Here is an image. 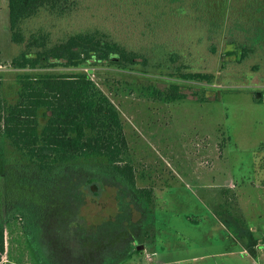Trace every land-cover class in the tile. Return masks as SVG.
Masks as SVG:
<instances>
[{
	"label": "rangeland",
	"instance_id": "1",
	"mask_svg": "<svg viewBox=\"0 0 264 264\" xmlns=\"http://www.w3.org/2000/svg\"><path fill=\"white\" fill-rule=\"evenodd\" d=\"M8 1L0 0V78L4 100L13 104L17 75L33 70L11 66L26 45L11 41ZM75 1L63 15L40 11L23 22L22 31L27 39L45 36L48 46L100 31L147 58L131 69L95 63L50 72L86 74L111 99L136 185L153 194L135 195L134 202L126 196L138 224L126 244L111 231L128 211L122 208L124 192L110 182H99V195L84 185V206L64 221L42 220L47 191L29 193L35 195L31 220L6 226L0 264H107L103 260L119 251L108 264H264V72L254 69L256 58L221 66L231 32L219 27L218 17L224 11L229 19L237 15L245 0ZM177 68L212 73L215 80H186ZM172 84L187 97L164 99L160 94ZM4 148L8 158L13 150Z\"/></svg>",
	"mask_w": 264,
	"mask_h": 264
},
{
	"label": "trees",
	"instance_id": "2",
	"mask_svg": "<svg viewBox=\"0 0 264 264\" xmlns=\"http://www.w3.org/2000/svg\"><path fill=\"white\" fill-rule=\"evenodd\" d=\"M75 5V0L8 1L11 41L26 45L24 51L13 57L11 66L33 71L17 75L19 91L13 104H6L0 78L3 144V149L0 148V263L5 251L6 226L19 220H31L33 194L40 188L47 191L44 196L49 204L43 206H48V211L43 208L42 220L58 217L64 221L67 213L71 217L74 208L75 214L80 213L85 203L82 187L87 183L93 195H99L100 181L117 186L124 192L122 208L125 206L124 212L129 213L119 216V224L111 231L117 242L126 244L138 225L132 222L126 196L130 195L134 202L135 195L151 198L153 194L152 190L136 185L134 167L125 158L128 140L119 111L111 99L86 74L50 72L55 68L95 63L131 69L139 63L146 65L147 58L100 31L76 33L54 46H48L43 35L27 39L22 31L23 22L42 10L63 15ZM239 7L238 14L231 15L230 29L226 28L229 14L224 11L225 15L220 17L222 22L218 17L219 27L231 32V40L226 44L231 50L225 51L221 66L224 69L229 63L241 65L256 58L258 67L254 69L264 72V0H245ZM211 50L215 51L214 46ZM170 58L176 62L178 55ZM176 75L202 83L215 80L212 73L183 72L181 68H177ZM160 95L167 100L187 97L178 84H172ZM4 145L12 148L10 156H17V160L19 157L18 161L6 157ZM35 219L38 221L32 217ZM126 219L129 227H125ZM124 228H130V232L123 234ZM238 237L243 239L241 234ZM255 242L251 239L253 251ZM120 253L115 252L104 259V263L114 262Z\"/></svg>",
	"mask_w": 264,
	"mask_h": 264
},
{
	"label": "water",
	"instance_id": "3",
	"mask_svg": "<svg viewBox=\"0 0 264 264\" xmlns=\"http://www.w3.org/2000/svg\"><path fill=\"white\" fill-rule=\"evenodd\" d=\"M258 96H260V94H259ZM143 247H144L143 245H142V246L139 245L137 248H138V249H142Z\"/></svg>",
	"mask_w": 264,
	"mask_h": 264
}]
</instances>
